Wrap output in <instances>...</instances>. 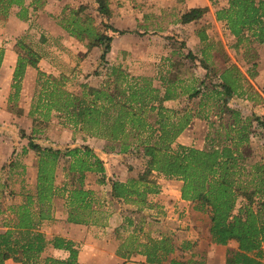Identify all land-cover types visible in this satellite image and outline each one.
Returning a JSON list of instances; mask_svg holds the SVG:
<instances>
[{
    "label": "trees",
    "instance_id": "16d2710c",
    "mask_svg": "<svg viewBox=\"0 0 264 264\" xmlns=\"http://www.w3.org/2000/svg\"><path fill=\"white\" fill-rule=\"evenodd\" d=\"M86 4H80L68 17L62 18L61 26L69 35L79 40L90 38L89 46L100 48L99 60L105 68L103 79L96 86L82 84L81 93L75 94L63 86L61 77L38 70L36 84L39 89L28 114L48 121L50 112H57L63 125L111 142L110 150L117 144L119 153L143 157L144 163L136 178L112 180L109 194L116 200L134 202L138 204L137 209L145 205L147 194L159 191L158 183L151 177L153 172L182 180L181 198L192 201L195 210L210 216L207 240L220 245L230 241L236 243L226 264H262L264 164L249 162L240 151L239 146L249 141L252 120L242 119L239 111L228 105L233 95H241L240 81L245 82L244 77L236 66L229 65L219 72V82L212 84L211 96L219 110H226L235 117L220 137L219 144L198 148L176 143L177 136L189 124L193 114L169 108L164 102L181 93L176 91L181 80L168 76V70L159 76L160 88L153 84L151 77L132 75L121 65L109 63L107 54L112 36L93 26L91 15L79 18L77 13L85 10ZM94 5L97 15L110 16L107 1L98 0ZM12 6H18L16 16L24 21L37 9L32 1L25 4L24 0H0V14H7ZM207 9V6L190 7L180 15V20L182 23L197 20ZM215 19L224 21L236 44L248 41L264 45V0H228L226 6L215 11ZM106 27L117 33L127 31L112 25ZM197 36L202 42L208 39L203 30L198 31ZM3 51L0 46V64ZM15 51L17 57L10 84L13 93L9 94V100L18 94L25 68L37 69L40 57L21 38L16 41ZM202 53L205 55V51ZM185 57L194 59L190 51ZM203 61L200 59L206 72L199 80L201 84L211 77L208 64ZM187 93L189 97H195L199 88ZM253 121L264 130V118L256 115ZM20 135L25 136L23 131ZM27 139L28 148L37 155L35 186L33 191L22 193L20 202L6 208L10 216L4 218V229L0 231V264H5L7 259L19 264H90L81 263L79 247L73 240L58 234L47 237L40 230L41 221L51 218L50 201L59 192L54 177L62 151L42 146L29 136ZM63 155L68 157V172L76 176V183L64 184L61 189L68 208L67 221L97 224L95 192L85 187L84 178L86 172H94L99 175L96 182L104 184L103 160L87 145L66 147ZM178 234L150 237L138 244L141 248L116 254L125 259L135 252L143 255L147 264H205L203 255L195 250V241ZM49 247L54 254L43 256Z\"/></svg>",
    "mask_w": 264,
    "mask_h": 264
},
{
    "label": "rangeland",
    "instance_id": "374dc122",
    "mask_svg": "<svg viewBox=\"0 0 264 264\" xmlns=\"http://www.w3.org/2000/svg\"><path fill=\"white\" fill-rule=\"evenodd\" d=\"M28 1L35 3L37 9L25 20L27 28L24 29V32L15 35L12 26L7 24V21L4 23L13 7L16 8V12L18 11V6H12L7 14H0V24L3 25L5 30L8 29L7 32L1 31L0 35H5L8 39L13 38L15 44L21 38L22 42L29 45L40 56L37 69H35L52 77H61L63 86L70 92L80 94L84 83L92 86L98 85L105 72V68L99 60L100 48L89 46L90 38L79 40L69 35L61 26V19L68 17L71 11L77 10L78 6L83 3L78 0H60L65 3L56 5L58 0ZM97 1L88 0L85 5L86 9L79 14L77 13V15L81 19L86 14L91 15V24L100 32L112 36L110 51L107 54L109 63L121 65L132 75L151 77L153 84L160 88L159 76L168 70H170L168 76L181 80L178 82L179 87L176 89L177 92L181 93L176 98L164 102L169 108L186 110L193 114L189 124L177 136L176 143L198 148H207L210 145L219 144L220 137L224 135L228 124L235 120V117L226 110H219L210 90L212 84L216 85L219 82L218 74L223 68L229 65L236 66L245 82L240 81L242 93L241 95H233L229 99L228 105L238 110L239 117L242 119L252 120L249 127L251 133L249 141L239 146V149L248 158L249 162L260 161L264 164V130L253 121L256 115L264 118V45L248 41H241L236 44V39L230 34L224 21L215 19V11L226 6L228 0H197V3H206L210 7L207 5V11L199 19L187 22L185 25L183 23L184 27L181 26L182 22L180 20V15L184 10L186 11L183 4L184 0H105L111 10L108 18H103L95 13L94 3ZM206 16L215 20L216 23L210 25ZM54 25L64 29L68 37L64 38L56 35V32L53 31ZM106 25H112L116 29L127 31L124 33L112 32ZM200 30H208L207 41L197 40L196 35ZM17 51L21 52V49H17ZM188 51L191 52L194 59L185 57ZM204 51L205 55L202 53ZM203 58L206 60L203 61ZM12 59L13 57L8 60L6 65L12 62ZM15 59L14 61H16ZM200 59L208 64L209 74L211 75L205 84L199 82L206 72ZM39 62L41 63L38 65ZM14 65L10 66L12 71ZM141 71H149L150 74L140 73ZM36 77L35 79L28 78L25 81V91H22V93H20L21 78L20 89L15 98L11 96V100L8 99L9 94L13 93L10 87L7 101H3V104L0 101V231L4 229L2 224L4 218L10 216L9 210L6 209L7 206L20 202L24 191L34 190L37 155L27 146V137L29 136L34 142L42 146H52L62 151L54 177V183L58 186L59 192L51 199L49 205L51 218L44 219L39 224L40 230L47 237H51L55 233H51L50 230L56 229V227H53L56 223L61 225L62 219L60 216L62 214L66 217L65 221H67L68 208L65 193L61 194V189L64 184L71 186L76 183V176L67 170L68 157L63 155L65 148L87 145L91 148H100L106 152H114L117 151L118 147L117 144H113L115 148L110 150L111 142L89 136L78 128L63 125L57 112L51 111L48 121H42L38 117L34 118L35 115L30 116L28 111L31 104L36 100L34 95L39 89L36 84ZM194 88H199V93L195 97H189L187 92L192 91ZM1 97L4 98L5 96L0 94V100ZM245 99L250 102H246ZM20 104H26L27 110L22 109L19 106ZM249 104L250 107H248ZM24 111L26 112L25 115H23ZM8 114L15 120H6ZM210 121L214 123L210 124ZM22 131L25 134L24 137L20 135ZM122 163H124L123 166L131 168L134 167L133 164L142 166L144 158L139 155L127 154ZM156 175L162 174L153 172L151 177L156 180V177H154ZM98 176L94 172H86L84 178L86 188H90L88 186L89 182L90 184H97V187L93 190L97 201L94 207L97 206L98 213L95 215L98 221L97 224H85L93 225V227H87L94 232V238L86 237L75 241L81 251V263L88 261L89 254L92 256L93 261L97 263L101 259H105L107 254L105 244H107V247H109L108 244L111 247L116 245V252L121 253L141 248L138 244L145 242L150 237L159 238L162 236L160 234L169 235L167 231L158 233V230H161L157 227L160 224L157 219L160 215L154 213L155 209L152 213L146 211L148 200L145 205L139 206V209H137L138 204L134 202H125L122 199L116 200L109 195V191L104 186L105 184L96 182ZM168 179L173 181L168 187L170 191L178 189L180 193L182 180ZM158 187L160 191V184H158ZM154 194L156 195V193L147 194V198L154 196ZM190 202L193 206V202ZM110 214L115 217L112 218L111 223ZM54 215L58 217L55 218ZM197 218L199 238L204 237L210 216L207 212L200 211ZM88 243L91 244L89 247ZM202 243L205 246L204 240ZM211 244L214 243L208 239V245ZM235 246L236 243L230 241L226 246L219 247L224 248L226 251L224 264L230 261L231 252L235 249ZM205 250L206 248L202 249V253ZM50 254L54 253L48 248L42 255ZM215 254L220 255L218 252ZM56 255L61 256L64 254ZM262 262L264 264V256ZM137 263L139 261L136 258V253L133 252L124 259L122 264ZM5 264L19 263L8 259ZM215 264H222V260Z\"/></svg>",
    "mask_w": 264,
    "mask_h": 264
},
{
    "label": "crops",
    "instance_id": "0c3cea01",
    "mask_svg": "<svg viewBox=\"0 0 264 264\" xmlns=\"http://www.w3.org/2000/svg\"><path fill=\"white\" fill-rule=\"evenodd\" d=\"M70 1H74V0H70ZM78 1H81L80 3H85V4L88 2V0H78ZM24 2L25 4H28L30 1L24 0ZM58 3L64 4L65 2L58 0L56 5H58ZM183 4L186 7V10L190 7L208 5L206 3H203V4L197 3V0H184ZM15 13H16V8L13 7L10 10L9 15L5 18L4 23L7 21L6 23L12 26V31L16 33L15 35H17V34L24 32V29L27 28V24H26V21L19 19L15 15ZM206 17L209 19L210 25L213 23H216V21L212 20L209 16H206ZM184 25L183 23L181 24L182 27H184ZM1 31L7 32L8 29L5 30L3 25L0 24V32ZM53 31L56 32V35L60 37H64V38L68 37L64 29H62L60 26L54 25ZM205 32L209 36L208 30H206ZM196 37H197V40L199 41V38L197 35ZM0 46L4 48V57L0 65V94L2 96L3 95L5 96L4 98L1 97L0 101H2L1 103L3 104V101L5 102L7 101L8 94L10 92V82H11V76H12V68L10 66L14 65L15 63L14 58H16V52L14 50L15 40L13 38L8 39V37H6L5 35H0ZM11 57H13L12 62L6 65L8 63V60H11ZM40 63L41 62H39L38 65ZM40 69H42V67H40ZM36 71L37 70L34 67H31V66L26 67L24 76L22 78V87H21L20 93H22V91H25V87H24L25 81L28 78L35 79ZM140 73L150 74L149 71H141ZM246 102H250V101L246 100ZM19 106L22 109L27 110L26 104H20ZM248 107H250V104ZM25 114L26 112L24 111L23 115ZM8 115L9 116L6 120H15L14 118H12L10 114ZM89 145L91 146V144ZM92 149L104 161L103 162L104 167H105V172H104L105 173V183H104L105 185L104 186H106L107 191H109V193H110V185H111L112 180L126 181V179L128 178L136 177L141 168V166H136L135 164H133L134 165L133 168L129 167L128 165H127L128 167H125V165L123 166L124 163H122V161H124V158L127 157L126 153H119L118 151L106 152L97 147H93ZM154 177H156V182L160 184V191L156 193V195L154 194V196H150L147 198L149 203L146 207V211H149V213H152L153 209H155L154 213H156L157 215H160L159 218H157L160 221V224L157 227L161 229V230H158V233H161V231H167L168 234L171 236H173L175 233L176 234L179 233L178 234L179 237H185L187 239H190L191 241H195L196 243L195 250L203 254V259H204L205 264H215L221 260H222V264H224L226 251L224 248L222 249L219 248V247H223V245L215 244V243L208 245L207 226L205 229L204 237L199 238V233H198L199 225H198L197 217H198V212L200 211L194 210L190 201L181 199L178 189L170 191L168 187L170 186L171 183H173L171 179L164 178L162 175H156ZM88 186H90V188L92 189H95L97 187V184L96 183L90 184L89 182ZM111 216L112 215L110 214L109 216L110 223L111 221H113L112 218H115L114 216L112 217ZM54 217L56 218L58 216L54 215ZM60 217L62 219L61 225H59L58 223L54 224L53 227H56V229L50 230L52 231L51 233L54 232L55 234L69 238L73 240L74 242L79 241L80 239H84L86 237H90V239L94 238V232L92 231L91 228H89V227H93V225L75 224V223L67 222L65 221L66 217L63 214ZM208 223L209 221L207 222V225ZM172 231L174 233H171ZM160 235H163V234H160ZM203 240L205 241V246L202 243ZM90 245L91 244L88 243V247ZM108 245L109 247H107V244H105L106 246L105 250L107 253L105 259H101L99 263H97L96 261H93L92 256H90L89 254V259L88 261H86V263L122 264L124 259L116 254V250H117L116 245H114L113 247H111L110 244ZM204 248H206V250L204 251V253H202V249ZM49 250H53V249L49 247ZM216 252L220 253V255L215 254ZM136 258L139 261V263L137 264H147L145 262V257L143 255L136 254Z\"/></svg>",
    "mask_w": 264,
    "mask_h": 264
}]
</instances>
